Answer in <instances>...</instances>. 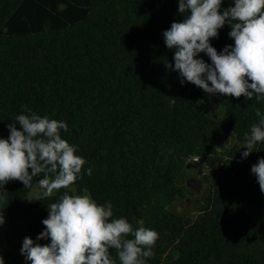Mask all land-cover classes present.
<instances>
[{
    "label": "trees",
    "instance_id": "obj_1",
    "mask_svg": "<svg viewBox=\"0 0 264 264\" xmlns=\"http://www.w3.org/2000/svg\"><path fill=\"white\" fill-rule=\"evenodd\" d=\"M178 4L0 0V138H8L9 123L19 126L17 115L30 114L22 113L26 105L66 122L61 137L85 160L77 181L51 197L28 198L43 174L31 187L16 180L0 189L7 193L0 194L4 264H31L21 254L23 240L36 241L48 205L65 192L110 203L113 218L127 219L134 230H155V255L145 264H264V193L251 173L264 158V142L241 158L264 101L181 85L163 37L187 15ZM229 6L234 0H222L221 10ZM230 30L226 23L210 38L218 53L234 45ZM196 58L211 63L205 53ZM189 163L207 171L195 219L170 210L186 195L178 181ZM109 253L120 264L116 250Z\"/></svg>",
    "mask_w": 264,
    "mask_h": 264
},
{
    "label": "clouds",
    "instance_id": "obj_2",
    "mask_svg": "<svg viewBox=\"0 0 264 264\" xmlns=\"http://www.w3.org/2000/svg\"><path fill=\"white\" fill-rule=\"evenodd\" d=\"M221 4L222 0H179L178 12L187 15L163 32L166 47L174 50V68L168 67L179 73L181 85L190 82L207 95L264 101V0H234V6L223 10ZM226 23L234 45L218 53L210 38H218ZM200 53L211 63L196 58ZM23 112L30 114L17 115L19 126L9 123L8 138H0V189L16 180L31 187L33 179L43 174L37 185L44 198L51 197L77 181L85 160L61 137V130L68 131L66 122L41 117L26 105ZM256 116L258 123L245 133L242 160L264 142V114L256 109ZM251 173L264 193V158L251 167ZM47 208L45 230L35 242L30 237L23 240L21 254L31 264H115L110 249L116 250L120 264H145L155 255L158 233L145 227L134 230L127 219L113 218L110 203L99 205L88 194L65 192ZM4 222L0 213V225ZM49 238L50 244L38 243ZM0 264H4L2 256Z\"/></svg>",
    "mask_w": 264,
    "mask_h": 264
},
{
    "label": "rangeland",
    "instance_id": "obj_3",
    "mask_svg": "<svg viewBox=\"0 0 264 264\" xmlns=\"http://www.w3.org/2000/svg\"><path fill=\"white\" fill-rule=\"evenodd\" d=\"M218 116L221 117L222 113L219 111ZM233 142V139L231 143ZM204 170L202 173L199 174L198 171L194 168H190L185 166L181 173L178 183L185 187V197L176 201L170 208V210L176 214L180 215H188L190 218L195 219L196 216L201 212V204L206 195V187H205V180H204ZM197 178L200 180L201 190L197 192L192 187L188 186V181L190 179ZM54 192L53 194H55ZM88 194V193H85ZM89 195V194H88ZM43 196L42 190L39 189L38 185L36 184L33 186L31 191L28 194V198L34 199ZM4 226V223L1 227Z\"/></svg>",
    "mask_w": 264,
    "mask_h": 264
},
{
    "label": "water",
    "instance_id": "obj_4",
    "mask_svg": "<svg viewBox=\"0 0 264 264\" xmlns=\"http://www.w3.org/2000/svg\"><path fill=\"white\" fill-rule=\"evenodd\" d=\"M187 167L196 169L199 174L202 173V169H201V167L199 165H196V164H193V163H189V164H187ZM188 186L192 187L197 192H200V190H201L200 180L197 179V178L190 179L188 181Z\"/></svg>",
    "mask_w": 264,
    "mask_h": 264
},
{
    "label": "built area",
    "instance_id": "obj_5",
    "mask_svg": "<svg viewBox=\"0 0 264 264\" xmlns=\"http://www.w3.org/2000/svg\"><path fill=\"white\" fill-rule=\"evenodd\" d=\"M194 160H197L196 158Z\"/></svg>",
    "mask_w": 264,
    "mask_h": 264
}]
</instances>
